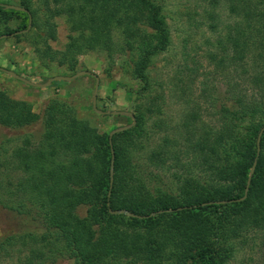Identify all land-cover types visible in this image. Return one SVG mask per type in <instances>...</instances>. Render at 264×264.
Here are the masks:
<instances>
[{
  "label": "trees",
  "instance_id": "16d2710c",
  "mask_svg": "<svg viewBox=\"0 0 264 264\" xmlns=\"http://www.w3.org/2000/svg\"><path fill=\"white\" fill-rule=\"evenodd\" d=\"M204 3V15L215 31H219L216 21L221 9L238 16L235 25L227 23L225 31L218 32V50L210 54L219 67L235 70L228 74L235 103L220 105L219 128L198 129L200 118L193 100L188 101L193 107L188 106L183 120L192 135L188 148L195 153L197 165L210 171L212 181L186 180L180 195L152 192L136 177L132 150L145 131L144 121H137L113 137L111 187L109 135L102 137L88 119L66 113L53 99L44 109L41 138L34 142L24 136L13 153L22 172L17 192L11 193L39 204L48 226L40 230L36 224L0 237V254L15 247L20 264H57L64 259L73 264H225L238 238L264 226V132L246 199L207 203L242 197L257 157L258 132L264 125V0ZM19 4L28 11L0 3V35L26 29L31 15V29L15 36L29 38L44 63L49 57L74 68L81 51L103 50L111 58L117 52L135 56L133 70L145 80L154 56L170 37L157 0H20ZM57 16L65 18L70 31L61 51L49 45L50 39L57 38ZM11 20L20 23L12 28ZM39 118L31 102L0 89V124L26 127ZM240 122L246 123L244 135H238ZM172 145L166 136L154 155L165 160ZM13 201L3 203L22 211V205ZM108 202L113 209L156 215L113 214Z\"/></svg>",
  "mask_w": 264,
  "mask_h": 264
},
{
  "label": "rangeland",
  "instance_id": "374dc122",
  "mask_svg": "<svg viewBox=\"0 0 264 264\" xmlns=\"http://www.w3.org/2000/svg\"><path fill=\"white\" fill-rule=\"evenodd\" d=\"M19 1L0 0V3L21 6ZM157 1L163 6L170 37L166 46L154 56L145 80L133 70L135 56L116 52L111 58L109 52L103 50L81 51L77 55L76 66L72 68L59 59L51 61L47 57L46 63L40 61L30 39L15 35L0 39V66L34 82H46L53 76L73 75L81 70L98 75V108L130 111L137 121L145 123V131L137 141L139 145L132 150L136 177L144 180L152 192L180 195L186 180L193 178L208 183L213 178L209 170L203 169L205 165H197L198 161L194 160L196 155L188 148V137L192 135L186 131L183 120L188 106L192 108L195 104L200 118L198 129L204 125L219 128L220 105L235 103L236 97L228 86V74L233 75L235 70L219 67L210 54L218 50V32H224L227 23L235 25L238 16L227 8L221 9L220 19L216 21L219 31H215L210 26L211 20L204 15V0ZM55 21L57 38L50 39L49 45L61 51L68 42L70 31L63 16H57ZM19 23V20H11V27L16 28ZM95 87L96 79L91 75L56 80L47 87H35L0 70V89L15 99L31 102L33 110L41 116L36 123L26 127L0 124V237L33 228L36 224L40 230H46L48 226L43 221L45 213L39 204L11 193L17 192L16 184L22 172L17 168V161L14 162L13 153L22 146L24 136L33 138L34 142L41 138L44 109L53 99L66 113L88 119L102 137L109 135L112 129L133 121L129 115H104L95 111ZM189 100L195 103L188 105ZM239 130L238 135L246 134L245 122L239 123ZM166 136L173 145L165 160H161L154 151ZM11 200L14 204L20 203L22 211L5 207L4 203ZM236 242V250L225 264H264V226L249 231ZM9 247L8 253L0 254V264H20L18 249ZM57 264L73 262L64 259Z\"/></svg>",
  "mask_w": 264,
  "mask_h": 264
},
{
  "label": "water",
  "instance_id": "95a60500",
  "mask_svg": "<svg viewBox=\"0 0 264 264\" xmlns=\"http://www.w3.org/2000/svg\"><path fill=\"white\" fill-rule=\"evenodd\" d=\"M5 6L7 8H11V9H17V10H23V11H28V9L22 7V6H19V5H16V4H5ZM32 27V16L30 15V22H29V25L26 29H23V30H18L14 33H10V34H1L0 35V39H3V38H6V37H9V36H14L16 34H20V33H24V32H27L31 29ZM0 70L1 71H4L8 74H10L11 76L21 80L22 82L26 83V84H29L31 86H35V87H47V86H50L54 81L56 80H73L77 77H80V76H83V75H91L93 77H95L96 79V87H95V91H94V99H93V108L95 111L99 112L100 114H108V115H129L133 118V121L128 124V125H124V126H121V127H118V128H115V129H112V131L110 132L109 134V142H110V146H111V152H112V158H111V178H110V183H111V187L113 186V183H114V168H115V149H114V142H113V137L116 133H119L121 131H124L126 129H129L131 127H134L136 124H137V119H136V116L134 115L133 112H130V111H121V110H101L98 108L97 106V95H98V90H99V82H100V79L98 77V75H96L95 73L89 71V70H81V71H78L76 72L75 74L73 75H56V76H53L52 78H50L49 80H47L46 82H34L22 75H20L19 73L11 70V69H8V68H5V67H2L0 66ZM263 132H264V126L261 128V130L258 132V138H257V157L253 163V166L251 168V171L249 173V178H248V181H247V185H246V190H245V194L240 197V198H234V199H225V200H216V201H210V202H207V203H227V202H233V201H241V200H244L246 199V197L248 196V193H249V190H250V186H251V182H252V178H253V173H255V170H256V167H257V163H258V156L260 155V151H261V140H262V135H263ZM111 194V189L109 191V196ZM108 206L110 208V213H113V214H127L129 216H137L139 218H145V217H149V216H152L154 215L153 213H150L148 215H142V214H136V213H133L131 211H128L127 209H124V208H120V209H113L111 207V203L108 202ZM180 209H182V207H180Z\"/></svg>",
  "mask_w": 264,
  "mask_h": 264
}]
</instances>
